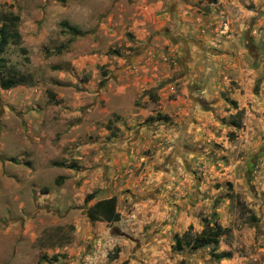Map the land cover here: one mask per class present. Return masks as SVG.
Listing matches in <instances>:
<instances>
[{"label": "rangeland", "instance_id": "374dc122", "mask_svg": "<svg viewBox=\"0 0 264 264\" xmlns=\"http://www.w3.org/2000/svg\"><path fill=\"white\" fill-rule=\"evenodd\" d=\"M11 12L26 44H11L5 56L41 90L0 100L49 93L53 101L49 66L75 62L87 80L96 61L86 55L107 54L113 70L99 88L129 85L110 108L132 118L136 96L144 110L134 125L82 138L98 142L99 163L116 161L107 184L117 222L90 220L92 201L83 210L43 204L34 187L54 184L57 169L32 174L27 164L7 163L24 176L21 184L0 178V264H264V0H0V24ZM122 117L115 113L113 123ZM21 128L1 136L0 157L31 152ZM77 143L63 147L71 154ZM218 225L229 229L218 244H195Z\"/></svg>", "mask_w": 264, "mask_h": 264}, {"label": "crops", "instance_id": "0c3cea01", "mask_svg": "<svg viewBox=\"0 0 264 264\" xmlns=\"http://www.w3.org/2000/svg\"><path fill=\"white\" fill-rule=\"evenodd\" d=\"M61 27L63 29L62 25ZM18 29L21 34L19 44H26V39L23 36L20 24L18 25ZM67 40L69 42L71 41V39ZM11 44L8 46V49ZM60 46L63 50L66 47L65 43H61ZM22 50L25 51L27 49L23 47ZM61 56H67L69 59L72 58V54H69V52L63 53ZM86 56H90L88 60L96 61L95 64L90 63L86 68L87 71L92 73L87 80L82 75L84 68L78 71L79 68H74L76 66L75 62L71 66L70 63L57 67L49 66V85L53 86L57 92L56 98L53 101H50L49 93L43 96V101H40V97L36 95L18 96L9 99L1 98L0 140L1 136L7 135L8 130L14 127L22 130L21 126L25 127V130L30 135L27 142L30 144L31 152H27L22 158L1 156L3 159L0 160V171L7 173V176L1 174L0 178L4 177L6 181L12 184L16 183V181L19 182L18 184H21L20 177H23L24 174L15 175L14 173L8 172V162L27 164L30 167L29 172L32 174L37 170H43L42 172H44V170L49 171L52 168L57 169V172L53 174L54 184H41V187H34L36 192L40 191L44 195V202L42 203L45 204L51 200L52 204L56 206H75L77 209L83 210L81 206L92 201L86 211L88 215V210L95 203L115 196L112 193L108 196L110 183L107 184V179L111 176L109 173L115 170L116 161L113 162V159H108L107 161H102V164L99 163V158L102 155L97 152L99 150V146H97L98 142L96 143L93 140L91 141L92 144H89L88 142H84L82 138L87 135L98 136L95 134L97 131L101 135L108 136L113 133L114 126L122 130L127 122L128 124L134 125L138 122L137 118L141 116L140 114L144 109L135 107L134 101L136 96H134L132 107V111L133 109L136 111L133 114L134 117L131 118L129 112H120L116 109L112 110L109 106L112 95H121L129 85L117 86L118 88L116 89L113 83L109 81L105 87L99 88L102 80H105V83L107 81L108 75L105 72L107 70H113V66L108 64L114 61L107 54L102 59L99 54ZM74 69L77 70L74 71ZM75 72L77 74L80 72L81 77L76 75ZM51 76L53 80H50ZM78 78L80 80L83 79L84 90L80 92L74 90ZM34 80L35 84L33 86L18 85L11 89H3L0 86V93L3 95L4 92L9 91H26L25 89H27L29 92H36L41 90V85H39L41 81L35 78ZM107 89H113V91L108 93ZM22 106L28 107L27 110L21 111ZM118 112L123 117L119 122L113 123V115L115 113L119 114ZM137 114L138 116L135 117ZM12 119L17 122L16 125L15 122H11ZM112 139H114V136ZM112 139L107 142L110 143ZM140 139L134 143V147L143 142ZM50 141H52V145H50ZM76 142H78L76 144L78 146L77 149H74L72 151L73 153L68 154L63 146H70L72 148ZM92 148H95L96 153L88 161L86 155L88 154V150ZM111 148L113 147L109 145L108 150ZM115 153H119V157L125 156H123V152L121 154L120 152ZM26 157L31 160H24ZM36 162L38 164H35ZM36 165L40 167L36 169ZM91 193H94V198L86 202L87 195ZM100 193L107 194V196H102ZM116 209L119 213L118 206Z\"/></svg>", "mask_w": 264, "mask_h": 264}, {"label": "trees", "instance_id": "16d2710c", "mask_svg": "<svg viewBox=\"0 0 264 264\" xmlns=\"http://www.w3.org/2000/svg\"><path fill=\"white\" fill-rule=\"evenodd\" d=\"M21 18L18 14L9 13L5 16L0 24V86L3 89H11L18 85L33 86L35 84L34 77L31 73L23 72L10 64L8 57L5 56L8 46L11 43H20L21 34L18 25ZM63 29L68 27L74 32H78L77 28L69 25L68 21L61 23ZM103 82V80L101 81ZM150 93V91H149ZM94 198V193L87 195L85 201L88 202ZM117 197L103 199L98 201L88 210V216L93 221H107L109 223L116 222L119 219L117 212ZM228 228L218 225L216 228H208L203 235H198L195 238V244L203 246L209 243L218 244L220 236L227 233ZM183 237H176V249H182ZM230 253H220L218 257H229Z\"/></svg>", "mask_w": 264, "mask_h": 264}, {"label": "water", "instance_id": "95a60500", "mask_svg": "<svg viewBox=\"0 0 264 264\" xmlns=\"http://www.w3.org/2000/svg\"><path fill=\"white\" fill-rule=\"evenodd\" d=\"M167 30V29H166Z\"/></svg>", "mask_w": 264, "mask_h": 264}]
</instances>
